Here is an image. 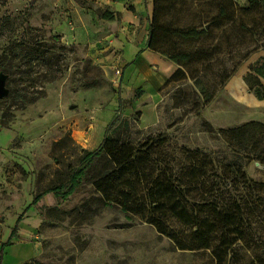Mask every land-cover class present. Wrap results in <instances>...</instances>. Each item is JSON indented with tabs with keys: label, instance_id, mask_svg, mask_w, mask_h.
<instances>
[{
	"label": "rangeland",
	"instance_id": "rangeland-1",
	"mask_svg": "<svg viewBox=\"0 0 264 264\" xmlns=\"http://www.w3.org/2000/svg\"><path fill=\"white\" fill-rule=\"evenodd\" d=\"M142 3L146 9V0ZM233 3L238 9L248 7L247 0ZM161 7L158 48L166 56L157 54L176 67L169 88L163 90L169 93L176 87L168 98L173 111H166L165 120L151 131L140 130L138 116H132L130 131L122 136L134 144L149 138L161 142L159 152L171 161L176 157L173 167L179 170L185 164L180 157H185V151L224 149L220 131L249 122L264 125V102H258L244 82L249 67L264 61V35L242 14L247 27L257 33L217 22L200 40H181L175 30L192 25L199 31L202 23L216 14L213 6L164 0ZM127 9L136 11L133 6ZM105 12L111 13L96 0H0V55L6 53L7 69L12 67L8 65L12 52L17 56L20 53L17 45L40 43L68 48L57 50L63 57L61 77L43 83L45 96L24 110H17L8 94L10 88L28 87L25 65L12 67L10 88L7 78L0 74L6 90L0 99V164L7 165L8 172L0 174V247L32 196L52 184L60 168L51 158L52 143L70 133L68 148L55 154L62 152L65 164L72 162L81 148L77 133L89 143L86 150L94 151L114 116L118 113L125 118V110L142 95L140 90L126 87L121 66L116 68L114 61L103 59L111 51L101 56L105 48L100 47L109 35L117 36L118 27L114 21L102 19ZM222 33L224 37L219 40ZM179 53L191 56L181 67L169 60L176 57L179 61ZM223 67L231 75L203 108L195 82L200 80L211 89L220 80ZM30 72L32 78L43 73L40 67ZM261 84L264 87V80ZM113 171L112 162L102 154L87 169L82 185L72 195L56 198L47 194L41 199L39 207L33 209L35 213L30 214L38 218L39 227L34 234L17 240L19 246L40 248V256L26 264H210L208 253L181 251L153 226L106 205L93 183ZM245 171L254 181L264 183V165L252 161ZM173 224L179 230V223ZM16 251L17 246L6 247L0 264H17Z\"/></svg>",
	"mask_w": 264,
	"mask_h": 264
},
{
	"label": "trees",
	"instance_id": "trees-1",
	"mask_svg": "<svg viewBox=\"0 0 264 264\" xmlns=\"http://www.w3.org/2000/svg\"><path fill=\"white\" fill-rule=\"evenodd\" d=\"M187 1L211 4L216 14L206 19L199 31L192 25L179 27L175 31L181 40H200L217 22L222 26L225 23L239 25L251 34L257 33L252 28L259 29L264 35V0H247L248 7L245 9L236 8L233 0ZM162 2L164 0H152L147 49L166 56L158 48ZM242 14L246 15L251 29ZM101 17L113 19L111 13ZM223 37L222 33L219 40ZM16 47L20 53L17 56L12 52L13 58L8 65H25L28 87L21 90L10 88L13 73L12 67L7 69L4 66L7 61L5 52L0 55V74L9 82L8 98L13 99L17 110H24L45 96L43 83L61 77L63 57L57 50L68 48L40 43H25ZM190 57L188 53H179V61L176 57L169 60L181 67ZM221 61L225 66V59ZM34 67L43 71L37 78L31 77L30 71ZM230 75L223 67L220 80L211 89H207L200 80L195 82L203 108L213 101ZM174 76L175 73L169 82ZM262 80L264 61L251 65L244 77L249 92L259 101H264ZM130 123L117 113L107 126L101 145L94 151L78 150L74 160L67 164L62 161V152L68 148L66 142L72 141L70 133L66 132L52 143L51 158L60 168L56 170L50 187L41 194L33 195L17 218L8 239L0 247V263L4 249L13 245V240L17 238L24 214L38 206L47 194L56 198L72 195L82 185L87 169L105 154L114 171L97 179L93 186L106 205L116 206L123 213L153 226L158 234L170 238L181 251L208 253L210 264H264V183L254 181L245 171L252 161L264 165V125L249 122L220 131L225 141L224 149L185 151V157L180 156L185 164L178 170L173 167L176 157L171 161L166 154L159 152L161 142L149 138L134 144L128 137L122 136V133L130 131ZM60 151L61 154L55 156ZM174 222L179 223V230L173 228Z\"/></svg>",
	"mask_w": 264,
	"mask_h": 264
},
{
	"label": "crops",
	"instance_id": "crops-1",
	"mask_svg": "<svg viewBox=\"0 0 264 264\" xmlns=\"http://www.w3.org/2000/svg\"><path fill=\"white\" fill-rule=\"evenodd\" d=\"M96 2L99 6L110 9L113 19L106 21H114L118 26L117 36L109 35L106 38L107 42L100 47L105 48L103 52H100L102 53L101 56L104 57L106 51H111L103 59L114 61L116 68L119 66L123 68V82L128 89L142 92V95L134 101L133 106L125 110L123 116L128 121L132 116H138L139 129L151 131L165 120L164 113L166 111H173L168 98L176 90L174 87L169 93H163V90L169 88V84L172 82L169 80L175 73V65L147 49L146 35L148 16L152 11V0H146V9L142 0H96ZM130 6H133L136 11L128 10L127 8ZM79 135L77 133L76 136L79 147L85 150L89 149V143ZM0 169H4V171L0 170V174L8 173L7 165L0 164ZM36 207H39V204ZM36 207L30 208L24 214L19 224L17 238L13 240V245H11L17 246L14 256V260H18L17 264H26L31 259L40 256L38 246H19L17 242L20 238L34 234L39 227L38 218L30 217V214L35 213L33 209Z\"/></svg>",
	"mask_w": 264,
	"mask_h": 264
},
{
	"label": "water",
	"instance_id": "water-1",
	"mask_svg": "<svg viewBox=\"0 0 264 264\" xmlns=\"http://www.w3.org/2000/svg\"><path fill=\"white\" fill-rule=\"evenodd\" d=\"M6 95V90L4 88V81L0 79V99H2ZM256 166H258V163H255Z\"/></svg>",
	"mask_w": 264,
	"mask_h": 264
}]
</instances>
